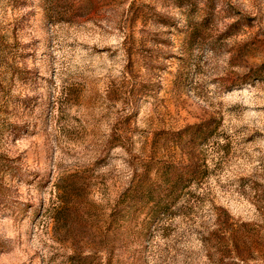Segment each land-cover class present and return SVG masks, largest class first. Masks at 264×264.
Segmentation results:
<instances>
[{"label": "rangeland", "instance_id": "obj_1", "mask_svg": "<svg viewBox=\"0 0 264 264\" xmlns=\"http://www.w3.org/2000/svg\"><path fill=\"white\" fill-rule=\"evenodd\" d=\"M0 156V264H264V0H0Z\"/></svg>", "mask_w": 264, "mask_h": 264}, {"label": "trees", "instance_id": "obj_2", "mask_svg": "<svg viewBox=\"0 0 264 264\" xmlns=\"http://www.w3.org/2000/svg\"><path fill=\"white\" fill-rule=\"evenodd\" d=\"M5 166V160H4V157L2 156H0V168H2V167H4ZM1 186V185H0ZM1 209H3V208H1Z\"/></svg>", "mask_w": 264, "mask_h": 264}]
</instances>
